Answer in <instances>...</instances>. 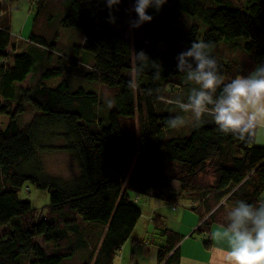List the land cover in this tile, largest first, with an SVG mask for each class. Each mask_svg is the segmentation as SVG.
<instances>
[{"label": "trees", "instance_id": "16d2710c", "mask_svg": "<svg viewBox=\"0 0 264 264\" xmlns=\"http://www.w3.org/2000/svg\"><path fill=\"white\" fill-rule=\"evenodd\" d=\"M4 1L0 264H62L76 254L77 264H113L142 216L141 196L173 206L197 201L192 209L209 213L196 231L208 236L206 247L211 246L212 226L226 221L223 212L236 200L261 201L264 147L220 132L209 114L187 131L173 129L167 120L176 115L157 108L164 106L157 101L174 106L195 86L176 69V56L192 40L214 45L212 54L226 81L264 62V0H168L161 10H148L153 21L134 29L133 38L126 36L131 28L121 21L119 6L111 9L112 24L106 0H53L46 14L41 10L34 18L25 42L13 35ZM59 11L56 28L51 14ZM179 12L199 19L200 25L188 27ZM183 23L184 28L178 27ZM133 50L145 51L161 65L159 79L153 77L151 61L136 72ZM133 77L136 90L128 87ZM83 82L112 89L117 108L105 115L98 92ZM134 118L136 132L124 123ZM55 151L72 157L74 179L47 172L44 156ZM26 184L49 194L44 210L20 199ZM154 230L163 240L159 264H179L177 245L183 237L160 215Z\"/></svg>", "mask_w": 264, "mask_h": 264}, {"label": "clouds", "instance_id": "9594fccd", "mask_svg": "<svg viewBox=\"0 0 264 264\" xmlns=\"http://www.w3.org/2000/svg\"><path fill=\"white\" fill-rule=\"evenodd\" d=\"M122 0H106L108 22L115 24L116 17L111 9ZM168 0H135L131 12L135 19L129 21L131 29H139L153 21L150 8L159 11ZM214 45L203 40H192L189 47L176 56L177 73L195 86L187 99L177 98L174 102L183 112L190 114L196 122L205 114L213 117L218 130L235 136L242 142L252 144L264 133V62L257 64L247 75H237L226 81L221 74L218 60L213 56ZM151 61L153 77L159 79L161 65L152 61L143 50H133L132 63L136 72H141ZM128 87L137 88L135 77ZM164 99V97H160ZM108 108L114 101L106 98ZM181 116L170 117L169 127L184 126ZM209 264H264V200L248 203L236 200L228 209L226 221L211 234Z\"/></svg>", "mask_w": 264, "mask_h": 264}, {"label": "rangeland", "instance_id": "374dc122", "mask_svg": "<svg viewBox=\"0 0 264 264\" xmlns=\"http://www.w3.org/2000/svg\"><path fill=\"white\" fill-rule=\"evenodd\" d=\"M38 1L37 0H5L4 1V6L8 12L7 14H9V19L12 17V22H11L12 33L13 35L17 36L18 39L20 38L24 42L30 36L34 18H36V16L41 10L43 14H46L47 11L49 10L46 4H49L50 2L52 3L54 2L53 0H42L40 2ZM229 1L232 3H237L238 0H229ZM131 4H133V0H122L121 4L118 5L119 8L121 7L122 9V13H121L122 16L120 17V19L123 23L129 22L131 19H135V17L133 16V12L130 11L132 8ZM58 5H59V2L57 3L56 6ZM61 13L63 14V11H59V13L55 12L51 14L52 20L54 19V23L52 26L56 28L60 27L61 24L59 23L60 22L59 20L62 17ZM179 14H182L183 17H186L184 18V20L188 21L185 24V25H188V27H191L194 25L199 26L201 23L199 19L195 17H191L187 13L179 12ZM185 25L184 23L183 25L179 24L178 27L184 28ZM141 28L142 26L137 30H141ZM134 32H136L134 29H130L129 31H127L126 36L127 37L131 36V38H133ZM67 36L68 35H66L65 41H68ZM76 57H77L78 62H86V60L83 59L82 57L80 56H76ZM84 84L85 86H89L90 88L98 92L100 99L102 101V107L100 108V110L105 115H107L106 111H109L110 109L107 107L105 103L106 98L112 99L114 101V107L117 108V102L114 99V91L112 89L107 88L102 85L95 86V85L90 84L89 82H83V85ZM158 102L160 104L163 102L164 106H159L157 104V108H165V111L167 113H171L172 115H176V116H181L185 119L186 121L185 125L178 127V131H181V132L187 131L194 125L200 123V122H196L190 114L183 113L177 107L176 104L173 106L171 104L172 103L171 101L166 100V101L160 102V100H158L157 103ZM208 116L210 117V115ZM212 118L213 117H210L209 120H212ZM124 123H125L126 128L133 130L135 132L137 131L138 121L136 118L126 119ZM201 124H203V122H201ZM152 139H153V142L156 143L155 138H152ZM44 164H45V167L48 173L57 175L65 181L74 179L75 176L77 175V171L75 168V164L72 160V157L65 152L55 151V152L46 154L44 156ZM176 187H179L177 183L175 184V188ZM19 197L23 201L31 202L33 207L39 210H44V208L49 204V201H50V196L47 192L40 191L30 184H26L23 187V189L19 193ZM138 198H140L138 202V207L141 209L142 214H143V216L141 217V220H139L140 221L139 232L143 233V235H147L146 233L147 231H149V229L146 231V228L149 226V224H151L149 222V217L154 215V212H152L153 208H157L156 214H161V215H164L166 218H168L167 223L169 226H179L182 220V214H184L185 210H187L188 208H190L189 210H192L191 209L192 206L188 207V205L194 206L196 203H198L197 201L194 202V201L184 200L179 205L173 206V205L164 203L158 199L151 198V197L141 196ZM183 227L185 228V223ZM148 237H150L149 234H148ZM146 238L147 236H145V239ZM37 241L42 245L43 248H45V244L42 239H38ZM141 243H144V241H141ZM120 262L122 263L124 261L118 258L114 264H120ZM77 263H79L78 254L64 260L62 264H77ZM22 264H25V262H22Z\"/></svg>", "mask_w": 264, "mask_h": 264}, {"label": "crops", "instance_id": "0c3cea01", "mask_svg": "<svg viewBox=\"0 0 264 264\" xmlns=\"http://www.w3.org/2000/svg\"><path fill=\"white\" fill-rule=\"evenodd\" d=\"M20 41L22 42V39H20ZM256 143L257 145L264 147V133H262L257 137ZM175 184L176 183L173 184L174 188H175ZM177 188L178 187H176L175 189ZM260 198H261L260 200H264V192L262 193ZM221 204H224V201H222ZM189 206H193V205H188V207ZM189 209L190 208L185 210L184 214H182V220L179 226H169L167 223L168 218H166L164 215L156 214L157 208H153L152 212H154V215L149 217V222L151 224H149V226L146 228V231L149 229V231H147L146 233L147 235H143V233L139 232L140 229L139 228L140 221H139L131 237L121 248L120 256L117 257L115 261L119 258L120 260L124 261L122 263L120 262V264H125V263L126 264H159L158 261V255L160 249L159 246L162 244L163 240L154 233L155 232L154 219L157 215H160L163 218H165L166 225L170 230L179 233L183 237V239L177 245V248L179 247V251H180L179 264H209V258L211 255L210 248L213 245V241L211 240L210 247H206L204 243L206 240H208V236L206 235L201 236V235H197L196 233L198 227L208 217L207 214L209 213L205 212L204 214L201 215V213L194 211L192 207H191L192 210ZM228 209L229 208H227V210L223 212L224 217L227 216ZM205 215L207 216L204 218L203 221H201V218L204 217ZM183 222L185 223V228L183 227L184 226ZM220 226H221L220 224H216V223L212 226L209 238L211 237L212 232L218 229ZM148 234L150 235V237H148ZM145 236H147L146 239ZM141 241H144V243H141Z\"/></svg>", "mask_w": 264, "mask_h": 264}]
</instances>
